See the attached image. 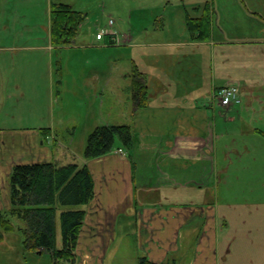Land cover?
Instances as JSON below:
<instances>
[{
	"label": "crops",
	"instance_id": "1",
	"mask_svg": "<svg viewBox=\"0 0 264 264\" xmlns=\"http://www.w3.org/2000/svg\"><path fill=\"white\" fill-rule=\"evenodd\" d=\"M220 2L224 0L211 1L215 20L205 41L192 39L186 15L176 31L163 27L151 38L131 29L121 46H103L80 33L72 45L57 46L51 32L53 4L70 5L88 17L94 7L106 15L108 3L45 0L41 8L49 20L36 34V0H0V21L25 19L0 23V98L15 101L13 114L27 98L34 108L39 98H46L53 110L59 106L58 119L52 114L45 127L0 132V211L11 207L10 177L16 164L87 165L95 197L80 208L87 215L76 252L82 259L75 264L100 262L109 245L120 240L135 242L130 252L135 264L141 257L158 264H264V0H237L248 12L247 22L237 17L231 35L217 26ZM196 10L193 18H201ZM69 49L125 50L130 58L117 73L121 59L60 57ZM102 62L110 65L108 72H102ZM42 65L48 74L44 78ZM138 73L148 91L142 108L134 98ZM229 85L240 88L241 103L218 104V110L210 102L213 93ZM4 110L0 101V113ZM235 114L243 129L253 133L248 143L237 144L218 129L217 119L233 120ZM78 124L88 136L99 126L129 125L134 146L86 160V144L73 147ZM42 129L49 131L43 134ZM58 145L62 158L55 154Z\"/></svg>",
	"mask_w": 264,
	"mask_h": 264
},
{
	"label": "trees",
	"instance_id": "2",
	"mask_svg": "<svg viewBox=\"0 0 264 264\" xmlns=\"http://www.w3.org/2000/svg\"><path fill=\"white\" fill-rule=\"evenodd\" d=\"M214 12H212L213 14ZM86 14L67 4H53L51 11L52 42L57 46L72 45L85 22ZM211 14L208 6L201 18L187 16L186 29L192 39L205 41L211 36ZM134 98L138 107H145L148 99L143 74L135 75ZM49 129H42L43 134ZM134 133L129 125L99 126L89 135L84 158L104 157L116 150L132 149ZM121 151V150H119ZM95 197V182L87 165L71 163L59 166L52 162L20 163L13 167L10 177L11 207L0 211V244L7 233L16 231L23 236L29 252H49L54 264L77 262L79 236L87 215L79 206L89 205ZM77 208V209H76ZM60 213L62 248H57V218ZM10 217L23 226L16 227ZM138 264H158L141 257ZM170 264V263H159Z\"/></svg>",
	"mask_w": 264,
	"mask_h": 264
},
{
	"label": "rangeland",
	"instance_id": "3",
	"mask_svg": "<svg viewBox=\"0 0 264 264\" xmlns=\"http://www.w3.org/2000/svg\"><path fill=\"white\" fill-rule=\"evenodd\" d=\"M45 0H36L37 2V9H36V19L35 23L37 24L36 28V34L38 31H40V26H44V24L48 23L49 15L44 13V10H42L41 7L45 9V3H43ZM102 3H105V1L108 3L110 10H107L106 15L103 14V11L94 7V9L90 10V14L86 18L85 22L81 25L80 29V36L83 37V35H87V37L90 38L92 35V39L97 40L96 35L98 31H105L109 32V22L113 21V27L121 36L122 43H127V37L126 35H129L132 29L136 36H148L149 38L154 37L156 33V30L162 29L163 27L171 26L173 28V31H176L178 27L183 25V18L186 15H189L190 17H197L196 13L198 10L196 8H199V13L204 14L206 11V6L209 8V13L211 14V18L214 24L215 16L212 14L213 9L211 6L212 0H101ZM217 1V0H216ZM98 1H95L94 4H96ZM217 13V20L219 23H217V26L219 27H225L226 29L230 30L231 34H235V28L237 24V17L240 18L243 22H247L245 19V16H247V11L239 6L237 3V0H224V2H220L217 5V8L215 9ZM252 11V10H251ZM102 13V15H101ZM244 13V17H242V14ZM32 14V10H31ZM104 15L103 18H101ZM31 18H33L31 16ZM187 18V17H186ZM264 19V17H263ZM262 19V21H264ZM10 21L11 23H21L25 21L24 18L21 19H14L12 16L3 18L0 23H7ZM212 25V22H211ZM147 34H146V33ZM143 33V34H142ZM129 39V38H128ZM102 42V45L109 43L108 37H106ZM84 44V42L81 40L78 42V46L81 47ZM110 46V45H109ZM79 50V49H78ZM78 50H62V54L60 53V57H63L64 59L69 58H76V57H88V56H94L95 58L98 57L102 59V61L109 56L111 57H117L118 59H121L120 66H118V72L121 71V69L124 68V65L128 63V59L130 58V54L128 51L120 50L117 52L108 51L100 49V51H97L96 49L94 51H86L88 49H80ZM24 56H32L35 55H24ZM58 56L57 52H54V61H56ZM42 57V56H40ZM48 58V55L46 56ZM110 58V57H109ZM216 63V62H215ZM112 68V66H111ZM41 74L43 78L48 76L46 73L45 65H42L41 68ZM58 66H55V79H58ZM110 70V65H105L102 62V72H108ZM76 71L73 69V72ZM45 86H48V78L46 80L45 78ZM57 88V85H55V89ZM44 90V86L43 89ZM105 100V98H102V102ZM0 101L4 102L5 104V110L4 112L0 113V116L3 117L2 123L0 121V132L5 131V135H11L13 132L22 134L24 131H32L35 127H45L46 124L49 125V122L51 121V116L53 114L54 119H58L59 112L57 104L53 108L48 107L46 105V98H39L38 101L40 104H38V107L34 108L29 103V98L26 99L25 104H21V109L19 110V113L14 112L13 114V105L15 104V101L12 98L3 97L0 98ZM212 103V99L210 100ZM217 105V109L221 110V107L218 106V102L215 101ZM58 107V108H57ZM107 107V105H106ZM15 116V120L12 119H6L5 116ZM233 120L229 119H223L219 118L217 119V126L219 131L221 133H224L225 136H228L230 140H234L237 144H244L248 143L249 139H253L251 136L253 133H250L249 131H245L243 129V126H241L240 119L238 115H232ZM60 126V128H63V124H57ZM56 125V126H57ZM66 130V129H65ZM71 130H73V127H71ZM76 143L74 144V149H82L84 145L86 144L88 138V134L85 130L80 127L78 124V128L76 129ZM38 131V130H37ZM220 133V134H221ZM67 134H65L63 137H66ZM65 141V139H63ZM43 141H45L43 139ZM233 142V141H232ZM42 143V140L40 141ZM232 144V143H231ZM60 146H57V149L55 151L56 157H63V150ZM244 152V150L241 151V153ZM84 206L77 207L80 209ZM76 208V209H77ZM9 210V209H8ZM8 210H4V213ZM12 223L16 227L23 226V222L19 220L16 217H10ZM123 226V221H121L120 224V230L119 233L121 234V227ZM7 239L5 241V244L0 247V264H54L53 258L49 252L44 253H34L29 252L25 249L23 245V236L21 232L16 228V231L12 233L6 234ZM62 231H61V225H60V213L58 214L57 218V248H62ZM135 242H129L126 240H120L115 241L111 245H109L107 251L108 256L102 257L99 259L100 262H97L96 264H135L132 260V257L130 256V252L135 249ZM82 258L77 256V262L80 261ZM98 260V259H96ZM102 260V262H101ZM62 264H69L67 262H63ZM78 264V263H77ZM93 264V263H91Z\"/></svg>",
	"mask_w": 264,
	"mask_h": 264
},
{
	"label": "built area",
	"instance_id": "4",
	"mask_svg": "<svg viewBox=\"0 0 264 264\" xmlns=\"http://www.w3.org/2000/svg\"><path fill=\"white\" fill-rule=\"evenodd\" d=\"M110 30L109 32L101 31L97 34V40L103 41L106 37L109 39V43L105 44L106 46H121L122 38L119 33L112 28L113 21L109 22ZM240 88L236 85H229L225 87H221L213 93L212 103L215 101L222 107H228L232 104L241 103V92Z\"/></svg>",
	"mask_w": 264,
	"mask_h": 264
}]
</instances>
